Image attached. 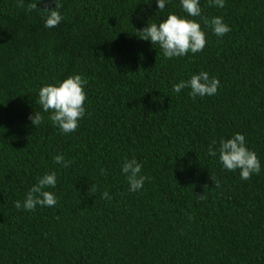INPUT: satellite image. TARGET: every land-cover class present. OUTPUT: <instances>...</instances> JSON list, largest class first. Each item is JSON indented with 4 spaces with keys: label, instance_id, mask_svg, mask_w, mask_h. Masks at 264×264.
<instances>
[{
    "label": "trees",
    "instance_id": "obj_1",
    "mask_svg": "<svg viewBox=\"0 0 264 264\" xmlns=\"http://www.w3.org/2000/svg\"><path fill=\"white\" fill-rule=\"evenodd\" d=\"M62 2L66 19L46 29L30 9L54 0H0V264H264V171L244 181L207 154L241 133L264 169V0H201L202 17L189 19L208 44L172 60L137 30L185 16L180 0L157 15L155 0ZM216 16L232 29L223 38L204 23ZM200 71L220 80L217 95L173 91ZM74 74L87 81V115L65 136L38 92ZM133 156L149 178L138 194L121 173ZM52 171L59 203L16 209Z\"/></svg>",
    "mask_w": 264,
    "mask_h": 264
},
{
    "label": "clouds",
    "instance_id": "obj_2",
    "mask_svg": "<svg viewBox=\"0 0 264 264\" xmlns=\"http://www.w3.org/2000/svg\"><path fill=\"white\" fill-rule=\"evenodd\" d=\"M155 2L158 8L157 15L166 9L171 0H155ZM208 4L209 7L223 9L227 0H208ZM180 7L186 13L185 16L169 14L166 19L158 23L151 22V19L142 31L137 30L141 40L158 46L163 56L169 60L202 53L208 44L207 34L201 24L196 19H189V17H202L201 0H180ZM62 8V0H54V6L50 9L41 10L34 5L30 11H42L44 27L53 29L66 19L61 12ZM204 23L218 38L227 36L232 30L222 16L213 17L210 22L204 19ZM86 87L87 81L82 75L74 74L63 81L45 84L39 89L37 103L60 134L68 136L75 133L85 119L87 115L85 104L88 99ZM220 87L221 82L218 78L211 76L207 71H200L174 84L173 91L180 94L187 90V94L195 101L198 97L203 99L217 95ZM29 120L37 129L44 124L45 116L35 111L34 115L29 116ZM207 154L213 158L218 156V162L223 170L238 171L240 179L244 181L251 179L253 175H261L264 171L257 153L250 150L245 135L241 133H235L231 138L221 137L218 142L214 140L209 145ZM54 161L65 168L71 164V161L66 160L63 155H56ZM143 169V163L136 156L131 159L125 158L121 165V173L126 178L129 191L133 194L141 192L149 179L143 174ZM100 172L101 175H107L108 170L102 168ZM57 184L58 175L55 171L44 173L38 177L23 200L15 202V208L35 212L38 208L55 207L59 203L58 198L48 189H55ZM90 191H94V186ZM103 198L111 199L108 191L103 193Z\"/></svg>",
    "mask_w": 264,
    "mask_h": 264
}]
</instances>
